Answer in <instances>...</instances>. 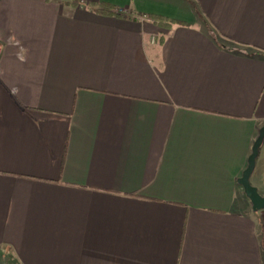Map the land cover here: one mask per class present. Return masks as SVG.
Masks as SVG:
<instances>
[{"label":"crops","instance_id":"0c3cea01","mask_svg":"<svg viewBox=\"0 0 264 264\" xmlns=\"http://www.w3.org/2000/svg\"><path fill=\"white\" fill-rule=\"evenodd\" d=\"M263 125L264 0H0L14 264H264Z\"/></svg>","mask_w":264,"mask_h":264},{"label":"water","instance_id":"95a60500","mask_svg":"<svg viewBox=\"0 0 264 264\" xmlns=\"http://www.w3.org/2000/svg\"><path fill=\"white\" fill-rule=\"evenodd\" d=\"M264 140V125L260 128L259 134L251 147V153L247 159L246 168L243 170L237 182L243 188L245 196L248 198L253 211L264 209V195H261L256 187L250 184L249 178L254 169L255 161L259 153V148Z\"/></svg>","mask_w":264,"mask_h":264},{"label":"rangeland","instance_id":"374dc122","mask_svg":"<svg viewBox=\"0 0 264 264\" xmlns=\"http://www.w3.org/2000/svg\"><path fill=\"white\" fill-rule=\"evenodd\" d=\"M257 212V211H255ZM260 226L264 229V209L260 210L258 214ZM8 250L0 247V264H14L12 260L7 258Z\"/></svg>","mask_w":264,"mask_h":264},{"label":"trees","instance_id":"16d2710c","mask_svg":"<svg viewBox=\"0 0 264 264\" xmlns=\"http://www.w3.org/2000/svg\"><path fill=\"white\" fill-rule=\"evenodd\" d=\"M99 10H102V11H105V12H109L111 9L110 8H107V6L106 7L104 6V7H101ZM112 12L117 13V14H122L121 12H119L118 9H113ZM217 37L218 36H216V38Z\"/></svg>","mask_w":264,"mask_h":264}]
</instances>
